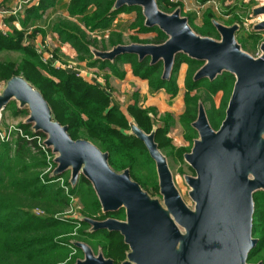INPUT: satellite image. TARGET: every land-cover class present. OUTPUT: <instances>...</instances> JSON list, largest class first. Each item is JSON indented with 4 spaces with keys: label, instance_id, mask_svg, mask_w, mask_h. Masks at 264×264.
<instances>
[{
    "label": "trees",
    "instance_id": "1",
    "mask_svg": "<svg viewBox=\"0 0 264 264\" xmlns=\"http://www.w3.org/2000/svg\"><path fill=\"white\" fill-rule=\"evenodd\" d=\"M60 1L36 0L25 8L23 19H19L23 29L12 26L7 34L0 33V55L6 50L21 54L16 61L0 58V81L22 75L41 91L49 102L54 117L69 127L74 139L92 141L102 151L109 153V163L115 170L129 168L132 178L151 196L161 195L156 162L144 141L133 132V125L146 133L155 132V141L166 157L171 155L184 161L185 153L191 151L194 140L199 137L192 123L198 117L200 104H204L211 126L218 129L226 116L235 76L224 71L213 80H196L195 74L204 61L185 53L177 54L169 78H163V61L151 63L150 57L140 60L132 53L121 54L113 60L96 57L95 50L105 51L125 44L122 33L112 31L109 39H98L92 35V32L111 28L115 19L123 12L136 13V18L130 25L132 29H137L139 33L157 32L151 39L132 35L133 43L160 44L167 40L168 35L157 26L145 24L146 19L139 5L116 7L117 0H70L67 10L72 19L58 18L50 29L58 33L61 42L70 43L76 49L79 61H86L88 65L99 68H109L111 74L118 77L125 76V71L119 68V64L130 63L136 76L148 80L151 93L164 89L171 97L179 93L177 81L180 66L184 62L188 63L185 110L179 120L185 131V139L191 145L176 147L169 136L175 121L171 112L161 115V124L157 125V108L140 105L137 93L134 94V103L125 111L113 104L109 93L100 85L87 81L76 73L56 68L50 61L42 60L33 38L37 32L46 34V30L36 25L46 10ZM207 1L201 0L203 3ZM158 5L169 13L178 7L183 10L182 4L171 3L169 0H158ZM196 15V12L186 15L191 27L201 36L220 39L214 24V12L207 10L201 26L195 24ZM15 19L11 15L6 20L12 23ZM229 22L235 23L234 19ZM30 28L31 33L26 35ZM27 38L31 42L25 44L24 40ZM219 91H223L224 99L217 106L214 95ZM21 113L26 115L29 111L14 110V115ZM19 127L25 134L45 136L42 132H33L32 124L25 121ZM45 165V153L39 149L36 139L28 140L17 134L13 142L0 140V264H73L84 256L82 249L74 245L76 241L87 243L95 253L102 252L116 264H121L127 258L130 247L119 231L92 230L87 221L80 220L81 217L73 218L57 213L70 208L72 200L58 183L43 182L41 170ZM191 169L194 171L192 167ZM63 175L69 184L70 175L66 172ZM71 193L82 203V217L98 220L126 217L124 208L104 212L93 185L83 175L71 186ZM254 201L253 233L258 238V243L250 253V261L264 263L263 190L254 193ZM38 207L45 210L46 214H35L34 209Z\"/></svg>",
    "mask_w": 264,
    "mask_h": 264
},
{
    "label": "water",
    "instance_id": "2",
    "mask_svg": "<svg viewBox=\"0 0 264 264\" xmlns=\"http://www.w3.org/2000/svg\"><path fill=\"white\" fill-rule=\"evenodd\" d=\"M122 5L141 6L145 24L159 27L168 38L160 44H119L95 50L96 57L113 60L124 53L136 54L140 60L150 57L151 63L163 61V78H169L177 54L185 53L204 61L196 80H213L224 71L236 78L220 127L211 126L202 103L192 123L199 137L184 158L195 171V175L186 176L194 208L176 187L155 132L132 127L156 162L163 202L143 189L129 168L115 170L108 152L90 140L74 139L69 127L54 117L41 91L22 75L5 81L0 89V120L13 99L27 105L30 115L25 122L44 133L46 145L57 154L55 175L70 171L72 185L83 175L93 185L104 212L125 209V219L80 218L92 230L119 231L124 236L130 251L121 264H264L250 262V253L258 243L253 233L254 193L264 191V42L261 55L254 57L236 39L238 23L229 26L214 21L218 40L199 35L181 8L168 13L160 9L158 0L116 1V7ZM253 14L264 15V3L254 7ZM255 30H264V19ZM74 245L84 256L73 264H116L83 241Z\"/></svg>",
    "mask_w": 264,
    "mask_h": 264
},
{
    "label": "crops",
    "instance_id": "3",
    "mask_svg": "<svg viewBox=\"0 0 264 264\" xmlns=\"http://www.w3.org/2000/svg\"><path fill=\"white\" fill-rule=\"evenodd\" d=\"M21 0H0V20L3 17L2 12L5 9H11L18 5ZM36 0H31L30 4L35 3ZM70 0H61L55 6H52L46 10L44 16L37 22V27L46 30V34L37 32L33 40L35 44L42 47L45 56L52 54L54 57V63L56 68L64 71L76 73L82 76L87 81L100 85L103 89L109 93L112 98L113 104L117 105L123 110H127L130 104H133L134 94L139 96V104L143 107H156L159 115L165 112H171L174 116H179L185 110V82L188 70V63L184 62L180 66L178 74L179 93L175 97H171L164 89L151 93L149 82L147 79H143L136 76L133 73L130 63L119 64V68L125 71L124 77H118L111 74L109 68H99V66L88 65L86 61H79L77 59V51L70 43H63L59 39L57 32L50 29L51 25L58 18H71L67 10V5ZM25 14V12H24ZM24 17V16H23ZM22 17V19H23ZM135 12H123L114 21L112 27L114 32L122 33L125 43H133L131 40L132 35H137L142 39L157 35L153 32L139 33L137 29L130 27L131 23L135 20ZM72 19V18H71ZM19 26H14L17 29H23L21 20H19ZM32 29V28H30ZM128 39V42H127ZM3 53V52H2ZM62 63V64H61ZM59 65V66H57ZM111 75L109 78L108 76ZM127 101L128 106L122 108V104ZM8 108L3 111L0 124L3 126L1 129H6L4 115ZM177 141L182 143L179 137H176ZM15 140V137L13 141Z\"/></svg>",
    "mask_w": 264,
    "mask_h": 264
},
{
    "label": "rangeland",
    "instance_id": "4",
    "mask_svg": "<svg viewBox=\"0 0 264 264\" xmlns=\"http://www.w3.org/2000/svg\"><path fill=\"white\" fill-rule=\"evenodd\" d=\"M192 1H193V8L195 9V11L185 12L184 10H181V14L183 16H186L190 12L197 11L196 20H195V24L197 26H201L203 24V18L208 9H211L214 12L215 19H216L215 21L217 22H221L225 25L230 26L232 24H230L229 21L231 19H234V22L238 23L240 26L239 30L236 32V39L241 44L243 50L248 52L254 57H257L258 54H261L262 52L261 43H262V40L264 41V30L256 31L255 25L259 21L264 19V15L255 16L253 14V9L256 6L263 4L264 3L263 0H234V1L209 0L206 2L204 7L202 8L198 7V4H200L201 0H192ZM29 3H30V0H28V2L24 4V8H26L29 5ZM9 24H10V29L13 28L12 26H15L12 23H9ZM153 32L156 34V31H153ZM254 32L259 33L258 38H254V39L251 38V34ZM152 37L153 36L148 37L146 39H151ZM127 42H128V39H127ZM125 44H130V43H125ZM20 57H21V54L13 50L3 51V53L0 55V58L2 60L9 59V60L16 61V60H19ZM223 99H224L223 91H219L218 93L214 95V101L217 106H219L222 103ZM11 103L12 104H10V107L8 108L7 112L4 115V120L6 121L5 122L6 128H9L11 126H16V127L19 126V124L21 122L26 121L30 115V114L24 115L23 113H21L20 115H14V110H17V109L18 110L19 109L28 110V106L22 105L16 99H13ZM126 106H128L127 101H125L122 104V108L123 107L125 108ZM163 114L164 113L156 116L155 121L157 125L161 124L160 116ZM179 118H180L179 116H176V115L174 116L175 121H174V125L170 129L169 136L172 139L173 145H175L176 147H183V146L189 147L191 144L189 141L185 139V131H184L182 124L180 123ZM0 127L2 128L3 126L0 124ZM3 130H5V128ZM14 137H16V135ZM176 137H179L182 143L178 142ZM8 142H13V140L8 141ZM167 161L171 169V172L173 174L175 185L178 188L182 198L184 199V201L187 203L189 207L194 208L195 203L190 196L191 187L186 181V176L187 175L193 176L195 175V172L191 169L190 165L185 160L179 161L177 158L170 155L169 157H167ZM66 173L70 175V171H66ZM154 198H158L159 200L163 202V197L161 195H155ZM81 204L82 203L79 198L76 202H73L75 209H76V205L81 206ZM69 210L70 209H68L67 207V210L65 212L59 210V212L57 213H59L61 216H66V215L67 216H74V215L81 216L80 214L81 209H79L80 211L77 210L75 213L70 212ZM250 262L256 263L255 260H252Z\"/></svg>",
    "mask_w": 264,
    "mask_h": 264
},
{
    "label": "built area",
    "instance_id": "5",
    "mask_svg": "<svg viewBox=\"0 0 264 264\" xmlns=\"http://www.w3.org/2000/svg\"><path fill=\"white\" fill-rule=\"evenodd\" d=\"M171 3H178V4H182L183 6V10L185 12H189V11H195V9L193 8V1L192 0H169ZM209 1V0H208ZM28 0H21L20 3L16 6H14L13 8H11L10 10H4L2 12V18L0 20V33L2 34H7V32L11 31L10 29V24L9 22L6 20L9 16H15L16 19L12 21V24H14L15 26H19V18H22L24 16V12H25V8H24V4L27 3ZM206 4L200 1V4H198L199 8L204 7V5ZM197 12V11H196ZM113 30V27L108 28L104 31H95L92 32V35L94 37H97L98 39H109L110 34ZM32 31V29H29L26 33V35L30 34ZM25 44L30 43L31 41L27 38L24 40ZM36 49L38 50V52L42 55V60L44 62H52L53 66H56V64L54 63V56L52 54H50V56H45L44 55V50L42 49V47H39L35 44ZM261 54H258V56H260ZM62 64V63H61ZM59 66V65H57ZM5 85V81H0V89L3 88ZM33 132H36L35 130L32 129ZM17 134L25 136L28 140H33L36 139L37 140V145L39 146V149L42 150L45 153L46 156V165L42 168L41 170V178L43 180V182H50V183H58V185L63 188V190L71 197L72 200V205L69 211L75 213L77 210L80 211L79 209H82L81 206H77L76 205V209L75 206L73 205V202H76L78 200V198L71 193V182L68 184L66 182V177L64 175H55V170L57 168V163H56V157L57 154L54 153L53 149L49 146L46 145L45 141H46V136H42V135H38V134H25L23 129L20 128L19 126H11L9 128H6L5 130L0 129V140L1 141H12L14 138V136ZM36 152V149L34 150ZM34 213L37 215H44L46 214L45 210H43L42 208H35L34 209ZM81 214V213H80ZM67 216V215H66ZM69 217H73V218H77V217H82V216H69Z\"/></svg>",
    "mask_w": 264,
    "mask_h": 264
},
{
    "label": "flooded vegetation",
    "instance_id": "6",
    "mask_svg": "<svg viewBox=\"0 0 264 264\" xmlns=\"http://www.w3.org/2000/svg\"><path fill=\"white\" fill-rule=\"evenodd\" d=\"M258 35H259L258 32H254V33L251 34V38H253V39H254V38H258ZM263 42H264V41L262 40V43H263ZM262 43H261V44H262ZM261 53H262V52H261Z\"/></svg>",
    "mask_w": 264,
    "mask_h": 264
}]
</instances>
